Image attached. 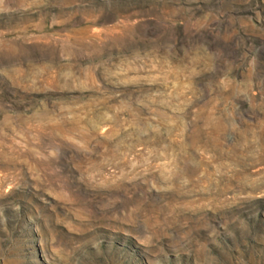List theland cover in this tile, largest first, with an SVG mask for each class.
Listing matches in <instances>:
<instances>
[{
    "label": "rangeland",
    "instance_id": "1",
    "mask_svg": "<svg viewBox=\"0 0 264 264\" xmlns=\"http://www.w3.org/2000/svg\"><path fill=\"white\" fill-rule=\"evenodd\" d=\"M0 264H264V0H0Z\"/></svg>",
    "mask_w": 264,
    "mask_h": 264
}]
</instances>
